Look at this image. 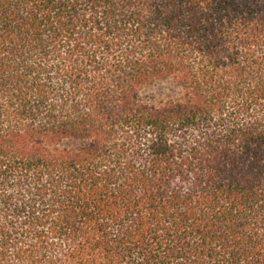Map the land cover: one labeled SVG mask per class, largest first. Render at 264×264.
<instances>
[{
  "label": "trees",
  "instance_id": "obj_1",
  "mask_svg": "<svg viewBox=\"0 0 264 264\" xmlns=\"http://www.w3.org/2000/svg\"><path fill=\"white\" fill-rule=\"evenodd\" d=\"M0 264H264V0H0Z\"/></svg>",
  "mask_w": 264,
  "mask_h": 264
},
{
  "label": "rangeland",
  "instance_id": "obj_2",
  "mask_svg": "<svg viewBox=\"0 0 264 264\" xmlns=\"http://www.w3.org/2000/svg\"><path fill=\"white\" fill-rule=\"evenodd\" d=\"M181 88L170 79L156 81L142 91V98L145 102L157 104L161 101L175 100L181 96Z\"/></svg>",
  "mask_w": 264,
  "mask_h": 264
}]
</instances>
